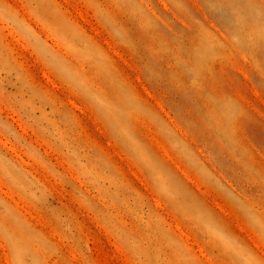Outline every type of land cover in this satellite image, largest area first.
I'll return each instance as SVG.
<instances>
[{"label": "rangeland", "instance_id": "obj_1", "mask_svg": "<svg viewBox=\"0 0 264 264\" xmlns=\"http://www.w3.org/2000/svg\"><path fill=\"white\" fill-rule=\"evenodd\" d=\"M0 264H264V0H0Z\"/></svg>", "mask_w": 264, "mask_h": 264}, {"label": "bare ground", "instance_id": "obj_2", "mask_svg": "<svg viewBox=\"0 0 264 264\" xmlns=\"http://www.w3.org/2000/svg\"><path fill=\"white\" fill-rule=\"evenodd\" d=\"M46 76V75H45ZM48 77V76H47Z\"/></svg>", "mask_w": 264, "mask_h": 264}]
</instances>
